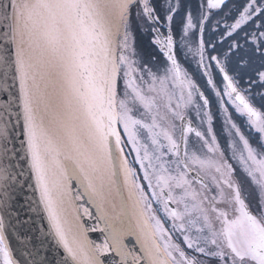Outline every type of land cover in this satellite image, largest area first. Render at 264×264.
Returning <instances> with one entry per match:
<instances>
[{
    "label": "snow or ice",
    "instance_id": "1",
    "mask_svg": "<svg viewBox=\"0 0 264 264\" xmlns=\"http://www.w3.org/2000/svg\"><path fill=\"white\" fill-rule=\"evenodd\" d=\"M262 109L264 0H0V264H47L6 239L25 184L59 264H264ZM85 197L102 244L69 221Z\"/></svg>",
    "mask_w": 264,
    "mask_h": 264
},
{
    "label": "water",
    "instance_id": "2",
    "mask_svg": "<svg viewBox=\"0 0 264 264\" xmlns=\"http://www.w3.org/2000/svg\"><path fill=\"white\" fill-rule=\"evenodd\" d=\"M28 183L34 184V179H29ZM73 188L74 192L79 188L75 181H73ZM11 195L14 204L13 211L19 213L20 221L17 223L14 217L12 220L14 227L6 228V239L13 251L14 258L21 261H30L35 258L38 261L46 260L47 264H59L60 260L67 256V252L52 235L46 213L42 210L39 212L30 210L31 207L35 206L34 202L38 199V192L34 193L25 184L22 188L17 187ZM75 204L79 212L77 214L70 211L69 221L74 226L82 224L83 228L88 229L86 236L93 245L102 244L107 232L104 230V222L98 218L99 214L95 204L86 197L75 201ZM84 208H87L91 215H85ZM128 239L136 244L137 251L141 250L140 244L136 242L134 236ZM101 259L104 264H111V261L118 259V257L114 253H106L101 256Z\"/></svg>",
    "mask_w": 264,
    "mask_h": 264
},
{
    "label": "flooded vegetation",
    "instance_id": "3",
    "mask_svg": "<svg viewBox=\"0 0 264 264\" xmlns=\"http://www.w3.org/2000/svg\"><path fill=\"white\" fill-rule=\"evenodd\" d=\"M151 41H152V37H151L150 34H142V33L139 32V30H136V46H137V48L144 53L146 59H149L152 56H155V58L162 63L164 61L165 57L159 51L158 46L152 44ZM181 62L183 63V61H181ZM189 71L191 72L192 69L189 68ZM215 79L217 80V82H219L220 77L219 76H215ZM197 82L200 83L201 86L203 87V81L202 80L197 78ZM242 86L246 87L247 85L243 84V82H242ZM204 90H205V94L208 95L209 100L212 102L211 103V110H212L214 116L216 117L215 123H214V129L217 132L218 138H220L221 137V127H222L223 113L221 111L219 113V115H217L218 105L216 103V99H215L214 93L210 92L208 89H204ZM254 103L256 104L257 107H260V102L258 100L254 101ZM262 110H264V109H262ZM229 111L232 112L234 121L241 126L242 130H244V121L239 117L238 114H236L233 111V109L231 107L229 108ZM194 125H195V121H194ZM201 130H203V129H201ZM245 134H247V133H245ZM192 138L193 137L190 136V140ZM248 189H249V193H250L249 202L252 203V204H255L256 203V199H257V190H256L255 187H253L251 185H248ZM161 219H163V216H161Z\"/></svg>",
    "mask_w": 264,
    "mask_h": 264
},
{
    "label": "rangeland",
    "instance_id": "4",
    "mask_svg": "<svg viewBox=\"0 0 264 264\" xmlns=\"http://www.w3.org/2000/svg\"><path fill=\"white\" fill-rule=\"evenodd\" d=\"M159 214V213H158ZM166 226H167V223H166Z\"/></svg>",
    "mask_w": 264,
    "mask_h": 264
}]
</instances>
